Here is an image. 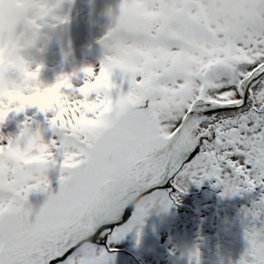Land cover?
Listing matches in <instances>:
<instances>
[{
  "label": "snow or ice",
  "instance_id": "obj_1",
  "mask_svg": "<svg viewBox=\"0 0 264 264\" xmlns=\"http://www.w3.org/2000/svg\"><path fill=\"white\" fill-rule=\"evenodd\" d=\"M204 3L121 0L98 41L103 59L81 69V86L61 75L42 87L40 66L22 69L13 88L0 85V126L10 113L36 110L14 138L0 134V264H111L93 237L118 242L153 204L167 199L170 207L168 184L178 194L185 180L214 181L221 196L264 192V28L221 37ZM128 109L146 117L140 131L122 114ZM51 168L59 170L55 192ZM125 170L135 183L121 191L143 203L127 225L121 216L98 223L113 177ZM33 192L47 196L38 211ZM243 215L246 248L237 264H264V195Z\"/></svg>",
  "mask_w": 264,
  "mask_h": 264
},
{
  "label": "clouds",
  "instance_id": "obj_2",
  "mask_svg": "<svg viewBox=\"0 0 264 264\" xmlns=\"http://www.w3.org/2000/svg\"><path fill=\"white\" fill-rule=\"evenodd\" d=\"M204 15L221 37L239 39L251 27L264 28V0H205ZM67 16L64 0H0V85L4 89L15 87L23 80L22 69L34 71L43 59V53L53 36L63 27ZM136 131L147 120L137 115L135 109L122 113ZM188 140L196 139L195 126L186 125ZM181 146L171 154L178 156ZM115 185L97 216V222H111L122 216L129 207L143 203L137 192H122L123 186L135 183V176L121 171L113 177ZM168 209L167 199L153 204L147 212Z\"/></svg>",
  "mask_w": 264,
  "mask_h": 264
},
{
  "label": "rangeland",
  "instance_id": "obj_3",
  "mask_svg": "<svg viewBox=\"0 0 264 264\" xmlns=\"http://www.w3.org/2000/svg\"><path fill=\"white\" fill-rule=\"evenodd\" d=\"M102 1L104 0H64L65 11L67 13L66 23L53 36L50 44L43 53V59L39 65L40 73L38 79L42 87L55 84L57 78L61 75L72 76L71 82L73 86L79 87L84 79L81 69L85 67L96 69L99 66L100 61L103 59L104 51L98 41L114 25L115 18L119 15V6L121 4V0H109L108 3L110 6L104 12L105 18H100L98 17V11L101 7L102 9L105 8L101 3ZM35 111V109H28L26 113H10L5 123L0 126V134L14 138L19 133L24 116L26 114L31 115ZM35 120L41 126L46 124L43 114L36 115ZM58 176V168L48 170V178L50 183L52 182L50 185L58 179ZM211 186L210 181H204L199 186L195 184L190 188L185 187V190L181 193L192 198L201 199L198 202H207L208 197L206 195L209 196L213 193ZM185 191H188V193ZM172 196H175L174 193H169L170 200ZM198 206L195 202L176 197V200L172 201L171 206L161 216L158 214L152 215L153 213L149 215L150 234L146 235V216L141 223L133 225L131 228V235L133 237L130 243L144 238L142 248L132 247L130 249L128 246H118L121 251L125 252L126 250L128 254L110 256L116 262H121L120 260L125 257L130 262L128 264H145L146 259H149L146 256L156 255L154 253L157 248L158 239L164 231L165 225L172 221H196L200 213H205V211L199 212ZM178 219L182 220L177 221ZM156 226L158 229H156ZM211 238L209 237V240ZM116 244L118 245V242ZM193 244L194 242L191 246ZM237 246L240 249L241 245L238 244ZM162 254L173 255L172 251L171 253L164 251L163 253H157V256H164ZM209 262L210 260L208 259L206 264H209ZM212 262L214 264H221L218 255L212 257ZM228 264H231V260Z\"/></svg>",
  "mask_w": 264,
  "mask_h": 264
},
{
  "label": "bare ground",
  "instance_id": "obj_4",
  "mask_svg": "<svg viewBox=\"0 0 264 264\" xmlns=\"http://www.w3.org/2000/svg\"><path fill=\"white\" fill-rule=\"evenodd\" d=\"M108 2L109 0L101 2L105 8L102 9L100 6L98 17L105 18L104 12L110 6ZM210 183L212 184L213 193L209 196L206 195L208 197L207 202H198L201 199L192 198L183 193L178 194L177 191H168L169 193H174L178 198L197 203L199 205L197 207L198 211H205V213H200L196 221H180L182 219H178L177 221L180 222H168L158 239L157 248L154 253L156 255L146 256L149 259H146L145 264H206L208 259L210 260L209 264H214L212 257H216V255H218L221 264H228L230 260L231 264H237V261H239L246 248L244 226L247 224V219L243 215V210L251 209L253 203L258 202L260 197L264 195V192L257 189L250 193L246 192L235 196H221L222 189L220 187H213L214 181H210ZM184 184L188 188L195 185L188 180H185ZM185 192L188 193V191ZM164 212L152 210L147 213L145 225L146 235L151 233L149 215L153 213L152 215L158 214L161 216ZM132 218L130 219L132 220ZM131 233L130 229L118 241V245L116 242H113L108 244V249L117 253L121 251L118 246H128L130 249L132 247L142 248L144 238L130 243L133 237ZM209 237H212L211 240H209ZM193 242L194 244L191 246ZM238 244L241 245L240 249L237 246ZM164 251L169 253L172 251L176 259L174 260L173 255L167 254H162L164 255L162 257L157 256V253H163ZM196 253H198V256L195 255ZM127 254L128 252L125 250V252L119 253L118 255ZM120 261L116 262L112 259L111 264L130 263L125 257Z\"/></svg>",
  "mask_w": 264,
  "mask_h": 264
},
{
  "label": "water",
  "instance_id": "obj_5",
  "mask_svg": "<svg viewBox=\"0 0 264 264\" xmlns=\"http://www.w3.org/2000/svg\"><path fill=\"white\" fill-rule=\"evenodd\" d=\"M50 187L53 190V192L58 191V188H59L58 179L52 185H50ZM166 190L169 192L176 191V189L173 188L171 186V184H168L166 186ZM46 198H47V196L45 193L33 192L29 195V203L32 205L34 211H38L39 208L43 205ZM133 213H134L133 207L127 208L120 218L121 225H127L129 223V221L131 220L130 218L133 217ZM108 227H114V226L109 225ZM92 242L94 244H97V246L103 247L106 250H108V254H110V255H118L119 253L124 252V251H119L117 253H114L113 251H110L108 249L109 243H108V240L106 238L97 240L96 238L93 237ZM53 264H56V262L54 261Z\"/></svg>",
  "mask_w": 264,
  "mask_h": 264
},
{
  "label": "trees",
  "instance_id": "obj_6",
  "mask_svg": "<svg viewBox=\"0 0 264 264\" xmlns=\"http://www.w3.org/2000/svg\"><path fill=\"white\" fill-rule=\"evenodd\" d=\"M156 229H158L157 226H156Z\"/></svg>",
  "mask_w": 264,
  "mask_h": 264
}]
</instances>
